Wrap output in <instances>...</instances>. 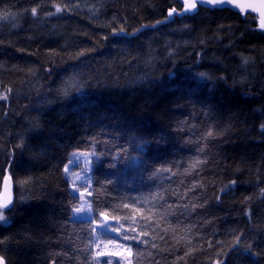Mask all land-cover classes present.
I'll use <instances>...</instances> for the list:
<instances>
[{"label": "trees", "instance_id": "obj_1", "mask_svg": "<svg viewBox=\"0 0 264 264\" xmlns=\"http://www.w3.org/2000/svg\"><path fill=\"white\" fill-rule=\"evenodd\" d=\"M171 6L180 8L178 0H0V95L8 97L0 100V181L10 175L14 203L20 201L11 227L0 225V256L6 264H62L65 254L86 248L85 230L69 219L62 168L70 152L84 148L93 134L114 130L117 140L113 143L128 147L132 155L136 153L127 143L130 136H166L171 148L207 130L202 104L210 105L211 115L227 129L210 138L205 149L216 145L198 178L208 204L197 206L185 221L194 225L190 229L183 230L182 224L174 234L169 230L165 239L157 237V248L150 246L152 233L143 237L150 243L141 246L140 257L133 247L130 260L132 264L138 259L141 264H165L162 257H167V264H211L221 244L226 249L233 242L230 233L247 234L251 224L258 235L249 242L264 261V135L259 130L264 119L260 111L264 36L257 29L258 20L251 23L254 31L248 32L242 17L201 8L194 18H177L175 23L138 33L140 38L128 51L112 45L113 29L134 32L142 25H154L167 17ZM185 25L190 31L181 30ZM242 56L251 60L245 67H241ZM74 71H80V79L86 82V106L75 92L63 98L58 91ZM198 72L208 74L207 85L191 78ZM138 77H145L144 83L137 85ZM42 104H46L44 116L33 110ZM181 121H187L188 127L180 128ZM19 134L33 146L23 156L15 147ZM195 148L190 144L183 158L195 155ZM154 155V146L146 147L144 159ZM135 172L129 166L128 178ZM193 175L177 172L171 179L187 183ZM17 176L25 181L19 189ZM233 178L234 190L220 193L221 187L227 192ZM92 187H97L94 182ZM104 195L101 192V198ZM95 197L94 192L90 198ZM193 203L199 205V198ZM161 227L166 225L161 222ZM82 261L83 257L75 264Z\"/></svg>", "mask_w": 264, "mask_h": 264}, {"label": "snow or ice", "instance_id": "obj_2", "mask_svg": "<svg viewBox=\"0 0 264 264\" xmlns=\"http://www.w3.org/2000/svg\"><path fill=\"white\" fill-rule=\"evenodd\" d=\"M178 3L180 4L179 10L176 6H171L168 9L165 23H175L177 18L183 20L199 16L201 8L204 11H228L243 18L244 31H254L251 23L258 20L259 34L264 36V0H255V2L253 0H178ZM35 11V9L32 10L33 15H35ZM60 11L61 9L57 8V12ZM160 23L161 21L157 20L154 25H142L134 32H128L124 28L113 29L111 35L114 39L111 43L123 51H128L133 41L140 38L137 33H143L149 27L156 28ZM181 30L190 31L187 25H185V29ZM228 31L231 32L232 29L229 28ZM104 39L107 40L108 36L105 35ZM199 43L203 44L204 41L201 40ZM229 46H231V42ZM83 54V52L79 53V55ZM172 55L173 53L169 51L168 56L172 57ZM250 62L249 57H241V67L247 66ZM51 74L52 69L49 68L47 75ZM81 75L80 71H74L71 76L63 80L58 91L63 98H68L72 92H75L86 106L89 93L86 91V82H82L80 79ZM191 78L202 85H207L209 81L208 74L202 72L195 73ZM220 79L226 78L221 77ZM144 81L145 77H138L135 83L139 85ZM7 99V96L0 95V100ZM44 100L48 103L51 102L49 97H45ZM201 107L204 109L203 114L208 121L207 130L198 137L190 135L186 141L172 144L171 148H169L171 141L166 136L152 139L144 136H130L127 143L136 153V155H132L129 153L128 147L122 144L116 147L113 143L117 140L114 130L113 132H103L99 136L93 134L90 139L85 141L84 148H77L68 154L67 163L63 164L62 171L68 188V211L71 213L69 219L72 223L79 222L81 224L88 243L83 251H73L71 256L65 254L62 264H75V262L81 261V257H83L82 264H113L111 259H99L98 257L116 255H123L124 258L116 260L114 264H132V261L127 259V255H130L133 247H136L137 256L140 257L142 255L141 246L150 243L143 239L149 233H152L150 246L157 248L154 242L157 237L161 240L165 239L169 230L174 234L182 224L184 225L183 230L194 226L185 224V221L192 217L197 206L204 207L208 204V198L204 195V185L198 178L204 170L201 165L212 155V149L216 145L213 144L209 151H205V149L208 148L211 140L227 131L225 127L221 126V121L211 115L214 109L210 105L202 104ZM33 110L40 116H44L46 104ZM260 111L264 116V105L261 106ZM214 120L215 122H213ZM33 123L38 124L37 121H33ZM179 127H188V122L181 121ZM213 129H215V136ZM259 130L264 135V119L261 120ZM126 131L123 130V132ZM17 139L19 143L15 147L20 150L22 156L33 150L32 144L27 142L28 138L24 134H19ZM193 143L196 145L195 155H190L185 160L182 152ZM98 144H103L104 147L99 149ZM110 144L112 147L109 146ZM148 146H154L155 155L144 159L145 149ZM213 162H216L215 158ZM7 166L11 167V163L9 162ZM129 166L136 168L135 175L131 179L127 175ZM17 167H20L19 163H17ZM197 169L199 170L197 171ZM23 171L27 173V168H24ZM13 172H15V168ZM177 172H180L181 176H187L193 172L195 175L187 183L184 179L172 181L171 178L175 177ZM11 178L10 175H5L0 181L5 191H7ZM166 181L167 183H165ZM93 182L97 187H92ZM24 183L25 181L17 176L18 189ZM198 184L199 188H197ZM236 184V179H230L226 186L227 192L223 187L219 191L228 195L234 190ZM181 186L182 191L180 190ZM261 191L264 192V189ZM94 192L96 193L95 199H89ZM101 192L105 194L103 198H101ZM189 193L192 195L189 196ZM197 198H199V205L193 203ZM215 199L217 203L220 202L219 195ZM19 202L17 200L14 203L11 195L5 197L0 194V225L11 227L12 215L17 211ZM246 214L251 221L250 213ZM161 222L166 227L162 228ZM249 227L251 231L247 234L240 230L230 233L233 242L226 249L221 244L220 250L215 254L211 264H264V261L259 258L260 254L249 242L255 241L258 233L253 225L250 224ZM106 233H111V235H106ZM208 246L209 248L213 247L211 241L208 242ZM109 247L122 248L124 253L106 251ZM96 249L101 250L97 252ZM162 259L167 264V257H162ZM0 264H5L3 256H0ZM53 264L56 262L53 261ZM137 264H141L140 259L137 260Z\"/></svg>", "mask_w": 264, "mask_h": 264}, {"label": "water", "instance_id": "obj_3", "mask_svg": "<svg viewBox=\"0 0 264 264\" xmlns=\"http://www.w3.org/2000/svg\"><path fill=\"white\" fill-rule=\"evenodd\" d=\"M253 2H255V0H253ZM175 15V14H174ZM254 15H256V14H254ZM167 16V15H166ZM167 20V17L163 20V21H161V23L159 24V25H161V24H165V21ZM158 26V25H157ZM150 28V27H149ZM257 29L260 31V29H259V27L257 26ZM138 34V33H137ZM12 180V178L9 180V182H8V188H7V191H5L4 190V188H3V186H2V191H0L1 192V194L3 195V196H8V195H11V197L13 198V201H14V187H13V182L11 181ZM5 260V259H4ZM5 264H6V260H5Z\"/></svg>", "mask_w": 264, "mask_h": 264}, {"label": "rangeland", "instance_id": "obj_4", "mask_svg": "<svg viewBox=\"0 0 264 264\" xmlns=\"http://www.w3.org/2000/svg\"><path fill=\"white\" fill-rule=\"evenodd\" d=\"M93 186V185H92ZM89 199H91L90 197H89ZM106 251H109V252H111V251H116L117 253H120V254H123L124 253V249H122V248H112V247H110V248H107L106 249ZM131 256H132V253L130 254V255H127V259H129L130 260V258H131ZM114 257V259H116V260H118V259H120V260H122L123 258H124V256L123 255H116V256H112V258ZM99 258H107V257H99Z\"/></svg>", "mask_w": 264, "mask_h": 264}]
</instances>
